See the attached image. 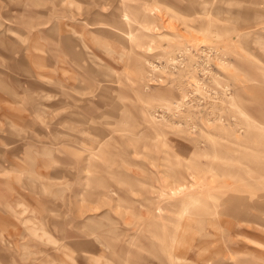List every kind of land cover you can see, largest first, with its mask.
Masks as SVG:
<instances>
[{"label": "rangeland", "instance_id": "obj_1", "mask_svg": "<svg viewBox=\"0 0 264 264\" xmlns=\"http://www.w3.org/2000/svg\"><path fill=\"white\" fill-rule=\"evenodd\" d=\"M0 264H264V0H0Z\"/></svg>", "mask_w": 264, "mask_h": 264}]
</instances>
